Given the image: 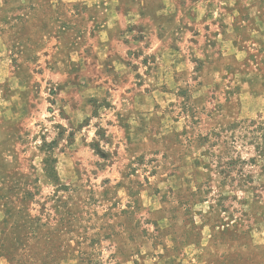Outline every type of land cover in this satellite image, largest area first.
<instances>
[{
  "label": "rangeland",
  "instance_id": "374dc122",
  "mask_svg": "<svg viewBox=\"0 0 264 264\" xmlns=\"http://www.w3.org/2000/svg\"><path fill=\"white\" fill-rule=\"evenodd\" d=\"M0 264H264V0H0Z\"/></svg>",
  "mask_w": 264,
  "mask_h": 264
}]
</instances>
